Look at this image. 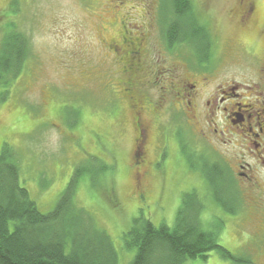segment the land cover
Instances as JSON below:
<instances>
[{
	"label": "rangeland",
	"instance_id": "obj_1",
	"mask_svg": "<svg viewBox=\"0 0 264 264\" xmlns=\"http://www.w3.org/2000/svg\"><path fill=\"white\" fill-rule=\"evenodd\" d=\"M251 1L258 19V39L251 28H238L237 0L191 1L208 24L214 42L210 59L213 64L207 68L198 67L185 48L167 50L158 21L161 12L166 11L163 0H0V41L13 27L28 45L22 71L6 100L0 102V151L3 144L15 150L20 185L38 210L43 214L52 211L74 169L80 163L89 168L90 159L95 158L114 169L95 182L83 176L75 204L106 231L118 264H129L134 258L135 249L125 247L123 235L135 219L142 215L154 226L172 228L183 196L194 191L204 207L201 223L217 232L219 244L236 261L264 264V195L258 196L261 208L257 227L254 210L247 208V215L244 206L240 211L235 207V190L238 193V189L248 186L241 183L237 188L226 170V165L233 168L232 163H237L232 153L239 154L231 145L216 141L202 144L183 119L181 127L165 128L160 118L147 115L148 166L139 196L132 169L131 115L122 105L115 116L114 92L123 78L122 64L106 46L107 42L118 41L124 32L130 36L143 33L148 38L143 60L148 72L167 68L190 77L202 71L208 72L215 84H221L230 79V63L243 59L238 52L253 47L258 56H264V36L259 35L264 29V0ZM174 130L176 138L172 137ZM179 131L185 144L181 152ZM234 145L239 147L241 142ZM202 161L219 166L211 172L223 176L216 179L223 185H209L208 170H204ZM247 163L255 166L259 161ZM254 179L264 188V167L258 165ZM238 200L240 203L241 198ZM186 264L236 263L212 253L205 261Z\"/></svg>",
	"mask_w": 264,
	"mask_h": 264
},
{
	"label": "trees",
	"instance_id": "obj_2",
	"mask_svg": "<svg viewBox=\"0 0 264 264\" xmlns=\"http://www.w3.org/2000/svg\"><path fill=\"white\" fill-rule=\"evenodd\" d=\"M163 1L166 11L161 12L158 21L167 50L185 48L198 67L208 64L214 43L208 24L200 18L190 0ZM27 52V40L10 28L0 41V102L6 100L9 88L20 75ZM177 135L181 152L184 136L181 131ZM88 165L89 168L80 163L74 169L52 211L43 214L20 185L18 155L12 147L3 144L0 151V264H118L117 253L106 231L75 204L83 176L95 182L113 171L114 166L95 158H91ZM202 165L206 172L208 170L209 185L215 187L216 179L223 176H214L211 169H219V166L211 167L203 161ZM194 192L183 196L172 228L154 226L142 215L134 220L123 235L125 247L135 249L129 264H186L198 259L205 261L212 253L236 264H248L236 261L233 254L219 244L217 232L203 227L200 214L204 207ZM235 198L238 201L236 195Z\"/></svg>",
	"mask_w": 264,
	"mask_h": 264
},
{
	"label": "flooded vegetation",
	"instance_id": "obj_3",
	"mask_svg": "<svg viewBox=\"0 0 264 264\" xmlns=\"http://www.w3.org/2000/svg\"><path fill=\"white\" fill-rule=\"evenodd\" d=\"M237 2L239 10L235 21L238 28L241 31L251 28L258 39V19L254 2ZM259 35L264 36V29L259 31ZM147 42L148 38L143 33L130 36L124 32L118 41H110L106 45L115 59H119L122 64L123 78L119 79V89L114 92L117 95L115 116L119 115L122 105L131 115V158L136 191L142 196V181L145 167L148 166L145 160L150 125L147 115L160 118L163 123L161 125L165 128L181 127L183 124L180 119H183L185 126L192 130L201 143L209 145L216 141L231 145L233 150L239 151L237 156L232 153V159L237 162L232 163L233 168L226 165L237 188L241 183L248 186L243 190L238 189V193L235 190L237 198H241V202L238 200L235 207H239L240 211L241 206H244L247 215V208L254 210L258 227V208H261L258 206V196L264 195V188L258 185L254 176H258V165L264 167V56H258L253 47H246L242 53L238 52L243 59L230 63L227 68L231 71L230 79L215 84L208 72L198 71L190 77L167 68L148 72L143 64ZM212 64L213 61L210 60L202 67L208 68ZM172 137L176 138V131L172 132ZM234 141L239 144L241 142V145L235 146ZM137 155H140L141 162ZM247 160L259 163L254 166L247 163ZM141 163V168H138ZM255 236L258 237V229ZM250 261L247 263L253 264Z\"/></svg>",
	"mask_w": 264,
	"mask_h": 264
}]
</instances>
